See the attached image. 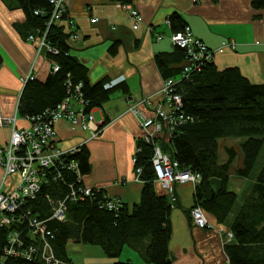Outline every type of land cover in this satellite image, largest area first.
<instances>
[{"label":"trees","instance_id":"16d2710c","mask_svg":"<svg viewBox=\"0 0 264 264\" xmlns=\"http://www.w3.org/2000/svg\"><path fill=\"white\" fill-rule=\"evenodd\" d=\"M112 1L122 4L133 2ZM17 3L26 12L30 27L38 31L46 28L52 10L49 0H17ZM252 7L263 9L264 0H252ZM37 9L44 10L47 15L34 16ZM67 18L68 13L61 22L52 25L47 36L49 43L59 50L58 55L48 54V58L58 64L60 70L51 72L44 83L33 80L25 84L18 105V115L22 118H32L54 108L66 97L69 79L73 84L83 83L84 96L93 108L100 106L113 90H104L103 81L91 86L87 69L70 55L68 41L71 33ZM169 20L173 33L181 32L186 26L178 13H173ZM156 62L165 80L179 79L186 65L184 51L176 46L172 54H158ZM2 65L0 54V68ZM176 92L182 98L183 112L193 122L188 121L168 139H159L158 144L164 153L179 162L182 169L201 174L202 180L195 186L193 208L200 207L212 226L204 230H212L215 224L221 232L228 230L233 233V241L224 246L226 264H264V162L259 166L264 154V84L251 82L236 67L219 70L213 61L203 72L192 75L188 80H180ZM229 139L243 141L236 148L229 146ZM137 148H141V152L137 154L135 169H143L139 180L144 184L138 205L129 208L122 203L117 211H108L100 207L103 197L99 193L82 202L67 203L65 222L54 220L48 223L55 234L52 241L54 254L63 264H72L67 251L71 241L100 247L113 261L112 264H134L119 260L125 248L138 251L148 264H173L169 254L172 234L169 217L176 201L173 202L168 193L160 195L156 191L153 145L140 138ZM222 151L226 155L223 160L220 158ZM89 156L84 146L71 157L72 161L79 163L83 176L90 172ZM239 159L242 164L234 167ZM233 172L236 178L252 185V189L242 192V204H239L240 193L231 188ZM65 175L68 182L73 181H70L71 173ZM82 185H85L84 181ZM68 192L63 183L44 184L38 198L29 202L26 208L41 220H47L53 213L49 198L54 202L65 200ZM192 210L188 214L191 224ZM25 227L18 224L11 228L20 231ZM7 231L0 230L1 247L6 244ZM29 234L25 231L21 236L27 244L32 241ZM222 234L225 241V233ZM39 239L35 241L37 247L41 246ZM6 264L46 263L9 259Z\"/></svg>","mask_w":264,"mask_h":264},{"label":"crops","instance_id":"0c3cea01","mask_svg":"<svg viewBox=\"0 0 264 264\" xmlns=\"http://www.w3.org/2000/svg\"><path fill=\"white\" fill-rule=\"evenodd\" d=\"M126 6L139 13V29H133L134 21ZM66 8L75 24L73 30L79 35L77 40L68 41L70 55L87 69L90 85L119 76H125L126 81L93 108L100 128L96 138L91 139L89 131L60 121L55 126L56 142L64 150L85 146L90 155L85 185L103 189L110 199L129 208L140 203L144 185L136 177L133 162L138 140L143 136L142 118L130 113L129 108L138 103L144 116H153L152 108L143 101L150 99L156 104L161 97L165 77L156 56L175 51L170 40L173 30L166 24L173 13H178L195 37L215 52L214 63L219 70L236 67L251 82L264 84V8L255 10L252 0H133L131 4L66 0ZM27 21L17 0H0V109L7 118L17 115L18 128L28 127L26 118L18 115L23 79L32 72L35 80L44 83L53 63L44 48L39 51L36 44L28 41V36L37 30ZM158 36L162 40L157 41ZM231 41L235 49L223 47V43ZM11 131L10 126L0 130V145L9 142ZM3 177L0 167V192L20 187L18 174L8 176L4 182ZM156 191L167 194L158 183ZM194 194L191 184L176 187V206L169 217L171 260L173 264H226L221 228L212 223V230H204L190 222ZM67 251L72 264L113 263L97 246L71 241ZM124 251L130 257L128 261L141 263L138 251Z\"/></svg>","mask_w":264,"mask_h":264},{"label":"built area","instance_id":"2783aa9c","mask_svg":"<svg viewBox=\"0 0 264 264\" xmlns=\"http://www.w3.org/2000/svg\"><path fill=\"white\" fill-rule=\"evenodd\" d=\"M52 10L49 12V20L43 31H36L28 36L30 43L36 44L38 50L45 49L47 54L58 55L59 50L51 45L47 39L48 32L52 25L62 21L67 14L66 0H49ZM130 10L131 19L134 21L133 29L140 26V15L136 10L126 6ZM34 16L47 15L44 10H34ZM166 24L171 28V21ZM74 22L67 18V26L71 33L70 40L75 41L79 35L74 32ZM157 41L162 40L158 36ZM170 40L173 45L184 51L186 65L182 73L177 78H170L164 81L160 91L158 103H152L146 99L143 103L152 108L153 116H144L138 109L140 104L129 108V112L141 117V128L143 136L141 139L154 147L152 166L156 175V182L168 193L173 202L176 201V187L183 184H191L194 187L202 180L201 174L187 169H182L179 162L170 158L162 151L158 144L160 139H168L177 129L192 118L186 117L183 112V101L176 92V85L182 79H190L192 75L201 73L205 67L214 61L215 52L209 48L201 39L195 37L190 26L186 25L181 32L172 33ZM225 48L235 49V43H223ZM51 72L56 73L60 67L52 63ZM70 75H68L69 77ZM35 80L31 72L23 79V83ZM126 81L125 76L110 79L104 83V90H111ZM83 83L73 84L69 79L67 82V95L54 108L46 109L44 112L32 118H26L28 127H17V115L11 118L5 117L0 109V130L10 126L11 137L6 145H0V167L3 169V182L8 176L18 174L21 178V185L11 192H0V230H8L5 233L6 244L0 248V264H6L9 259H21L27 261L41 260L46 264H63L57 259L52 241L55 234L49 229L50 221L65 222L68 212L67 203L85 201L87 198L102 193L103 200L101 208L108 211H117L122 207L121 201L110 199L103 189L91 188L82 185L84 176L81 174L80 165L72 161L71 157L81 151V148L64 150L56 142L55 126L60 121H66L73 126H78L84 131L91 133V139L96 138L100 132L99 126L95 123L93 107L90 100H87L83 93ZM142 103V102H141ZM141 148L136 149L133 162L137 163V154ZM143 169H135L137 179L142 174ZM71 173L73 176L68 182L65 174ZM52 182L63 183L69 189L65 200L58 202L49 198L53 206L52 216L47 220H41L33 215L27 204L35 201L42 191L44 184ZM192 224L200 229H211L204 211L200 207L193 208L191 212ZM26 226L24 230L14 229L15 225ZM25 231L30 233L28 237L32 239L29 244L25 243L22 235ZM225 233V243H231L234 239L233 233L222 230ZM37 238H40L41 246L36 245Z\"/></svg>","mask_w":264,"mask_h":264},{"label":"rangeland","instance_id":"374dc122","mask_svg":"<svg viewBox=\"0 0 264 264\" xmlns=\"http://www.w3.org/2000/svg\"><path fill=\"white\" fill-rule=\"evenodd\" d=\"M243 140L242 139H229L228 141H227V143L229 144V146H236V148H239V145H240V143L242 142ZM227 145V144H226ZM240 151V150H239ZM241 154V153H240ZM240 157V156H239ZM220 158L223 160V158L225 159L226 158V155L224 154V152L222 151L221 153H220ZM241 160H242V156H241ZM263 162H264V154L262 155V157H261V159H260V161H259V166H261L262 164H263ZM240 164H242V162H240V159L238 160V161H236V163H235V165H234V167H238ZM231 188L232 189H236L237 190V192L238 193H240V195H241V198H240V201H239V204H242L243 202H244V197H242V196H244V193H242V192H244V189H248V191L250 190V189H252V185L248 182V181H242V180H240V179H238V178H236L235 176H234V172H233V175H232V179H231ZM247 193V192H246ZM228 231V230H227ZM128 250V249H127ZM126 250V251H127ZM126 251H124V253H122L121 254V259H122V262H126V261H128L129 260V258L130 257H128L127 255H126ZM128 251H132V250H128ZM135 251V250H134ZM138 255H139V257H140V259H141V263H138V262H136V261H134L133 263L134 264H148V263H146L143 259H142V257H141V255H140V253L139 252H136ZM132 260V259H131ZM143 261V262H142Z\"/></svg>","mask_w":264,"mask_h":264}]
</instances>
